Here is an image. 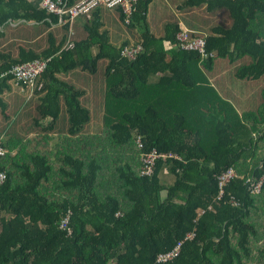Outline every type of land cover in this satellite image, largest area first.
Wrapping results in <instances>:
<instances>
[{"label":"trees","instance_id":"1","mask_svg":"<svg viewBox=\"0 0 264 264\" xmlns=\"http://www.w3.org/2000/svg\"><path fill=\"white\" fill-rule=\"evenodd\" d=\"M0 3L17 9L16 2ZM148 3L138 0L126 24L141 27L139 40L130 44L141 45L133 59L120 54L126 44L115 47L99 31L94 10L84 24L87 36L72 47L63 48L64 38L55 44L49 34L38 53L19 48L15 58L0 57V264H154L190 231L193 237L183 240L172 260L156 264L264 261V225L253 219L264 202V157L253 158L252 151L253 136L263 139L264 127H255L259 118L245 113L249 129L205 74L214 58L226 57L240 59V79L264 75V0L176 1L179 9H225L229 16L228 26L198 33L206 36V51L214 52L202 61L197 52L173 46L178 22L166 23L161 36L149 31ZM29 11L49 24L58 21L44 8L28 7L26 17ZM11 16L1 13L0 23ZM123 16L120 10L121 21ZM35 58L49 60L30 91L11 74L1 76ZM100 59H106L103 125L99 133L86 132L91 111L82 100L85 90L57 74L78 67L77 74L95 73ZM10 81L26 91L27 102L37 99L33 125L42 132L29 135L21 111L16 119L5 112ZM47 132L56 136L49 147L40 144L50 138ZM122 145L130 149L124 160L117 150ZM152 148L179 158L158 159L153 172L142 175L140 154ZM229 168L235 176L218 195V176ZM259 178L255 191L253 179ZM67 209L70 234L59 227Z\"/></svg>","mask_w":264,"mask_h":264},{"label":"crops","instance_id":"2","mask_svg":"<svg viewBox=\"0 0 264 264\" xmlns=\"http://www.w3.org/2000/svg\"><path fill=\"white\" fill-rule=\"evenodd\" d=\"M3 3L8 2H16L17 9L14 6V3L11 5L3 6L0 3V14L6 15V14H12L11 17H9L7 20H5L3 23H0V57H8L15 58L18 55L19 48L25 49V50H31L36 53L42 51L48 46V38L49 34L51 35L52 39L54 40V43L57 44L60 42V40H63L64 43L67 40V29L65 28L64 24H60L59 21L56 23L49 24L47 22V18L44 19L36 18V14L30 12L31 14L26 17V13L28 12V7H34L36 9H42L40 6V0H0ZM77 0H72V2ZM154 0H149V3L147 5V10L145 14V20L146 25L149 29V31L154 36H161L163 34V29L153 32L152 31V22H151V8L153 5ZM164 3H166L167 0H161ZM179 1V0H178ZM176 1L174 4V7L176 10L179 11V14L184 16V22L180 19L179 21V27H185L188 28L196 33H204L207 34L212 26H215L216 24H220L223 26H228L230 24L229 16L225 9H216L212 12H205L202 7H185L179 9L177 7ZM158 8H162L160 1ZM96 15H98V18L101 22L99 31H106L108 36V42L115 46L112 43H116L118 40H120L119 45L115 47H119L122 44L130 45L131 43L137 42L139 40V33L135 34L132 31H128L126 29H122L121 26V18H120V10L119 8H106V7H98L94 10ZM206 15H212L211 17L215 19L218 23L213 24H206V25H199L198 23H193L190 20L199 19L200 21H204V18ZM225 15L228 16L227 24L220 23L219 19L222 17L225 19ZM93 16V15H91ZM208 17V16H207ZM87 22V19L80 16L76 20H74L72 24V31L73 34L71 35V42L74 43L75 41L81 40L82 38H85L87 36V31L84 27V24ZM121 29V30H120ZM123 30V31H122ZM136 36L138 37L136 39ZM130 41V43H129ZM63 43V44H64ZM63 46V45H62ZM96 46L92 47V50H94ZM238 61L241 65L240 59H237L235 61H229L226 57H216L212 61L211 68L206 71L205 74L209 78H213L216 82L215 89L218 91L219 95L228 100L235 108V110L239 111V107L236 104L240 100L239 94L237 91H229L227 89V85L225 84L226 78L228 74H226V70L230 68L229 66L232 65L233 62ZM239 65V66H240ZM217 69V70H216ZM60 79H63L65 81L71 82L76 87L80 86L83 87V85H80L78 82V78H80L83 74L76 73L71 74V76L67 77L66 75L57 74ZM264 76V75H263ZM261 76V77H263ZM64 77V78H63ZM232 79H234V82L236 79H239L243 81V79H240L236 77L235 71L234 74L231 75ZM246 81H255V79H245ZM209 81V80H208ZM10 88L6 90L3 94L4 100L9 105V101L14 102L12 98L8 99L9 97L13 96L16 97V95L20 92H24L26 94V91L22 89L20 86H15V84L10 81ZM85 90V93L83 96H88L86 92V88L83 87ZM27 95V94H26ZM236 98V99H233ZM8 108V107H7ZM245 112H249L248 110H244ZM238 113V112H237ZM16 115V112H15ZM15 115L13 118H15ZM240 115V114H239ZM249 121V119H248ZM50 135V138L45 143V141L40 142L45 144V147H49L50 145L54 144L52 135H54L53 132H47ZM56 139V137H55ZM13 154V150H12ZM168 178V177H166Z\"/></svg>","mask_w":264,"mask_h":264},{"label":"rangeland","instance_id":"3","mask_svg":"<svg viewBox=\"0 0 264 264\" xmlns=\"http://www.w3.org/2000/svg\"><path fill=\"white\" fill-rule=\"evenodd\" d=\"M159 1L161 4V9L158 8L159 5ZM175 1L178 0H167L166 3H164L161 0H154L153 1V5L151 8V22H152V31L156 32L159 31L160 29H163V25L164 23H169V22H178L180 21V19L184 22V16H182V14H179V11L175 9L174 4ZM75 2V1H74ZM72 2V3H74ZM208 16V17H207ZM212 15H206L204 18V21H200L199 19H194V20H190L193 23H198L199 25H206V24H213V23H218L215 19H213L211 17ZM92 16H90L91 19ZM77 19V18H76ZM75 19V20H76ZM88 20V19H87ZM186 21V20H185ZM220 23L222 24H227L228 21V16L225 15V19H223L222 17L219 19ZM122 29H126L128 31H132L135 34H138V32L141 31V27L138 24H133V25H126L121 23ZM121 30V29H120ZM123 31V30H122ZM164 31V29H163ZM195 34H198L195 32ZM204 34V33H203ZM138 37L136 36V39ZM120 40H118L116 43H112L115 46L119 45ZM130 43V41H129ZM122 49V48H121ZM96 51V48L93 50V52ZM244 61H246L247 59H243ZM105 61L106 59H100L97 62V70L95 73H88L83 72L81 74H84V76H86L85 78H83V76H81V81L83 83V87L86 88V92L88 94V96H84V99L82 98L83 102L85 103V105L90 109L91 111V119L88 122L87 126L88 128L85 129L86 132H97L99 133L101 130V126L102 124V91L101 89L103 88L102 86V72L105 66ZM240 65V63H238V61L233 62L232 65H230L227 70H226V74H228L225 84L227 85V89L229 91H237L240 97V100H237L238 102L236 103L239 107V111L238 114L242 115L243 118L245 119L244 122H248V127L250 129L249 124H252V121L249 123L248 119L246 118V116L248 117H253L254 119L257 117L259 118V120H256L253 124L255 125V127L259 128V129H263L264 127V76L261 77L258 80L255 81H246L245 79H243V81L236 79V81L234 82V79H232L231 75L234 74V71H236L237 67ZM79 72L81 71L78 68H76ZM74 70L75 72H77V70ZM217 70V69H216ZM74 71H70L69 73L66 74L67 77L71 76V74H73ZM75 74V73H74ZM207 75V74H206ZM208 80H209V84H211L212 86H216V82L213 78H209L207 76ZM28 96V94H27ZM12 98L14 102L11 103V101H9V105L8 108L6 109V113L9 114H14L16 113H20L18 114V116L20 117V119L22 120V130L25 131L27 130L26 126L29 127L28 129V133L31 136L36 135V132H42V126H37V125H33V117L34 116H38V114L36 113L35 110V106L37 105V99L31 97V100L29 102H27L26 100V94L24 92H20L16 95V97H9L8 99ZM233 99H236L233 97ZM244 110H248L249 112H245ZM246 113V116L243 115ZM11 115V116H12ZM216 116H213V119ZM0 118L2 119V116L0 115ZM211 118V117H210ZM15 119H16V115H15ZM10 120H8L7 122V127L6 128H11V124H10ZM260 121H263V123L260 124ZM43 122V121H42ZM10 130V129H9ZM58 130V129H57ZM16 137V136H15ZM55 135H52L53 140H55ZM254 138V143H253V148L252 151H254L255 153V157L253 156V158H262L264 157V138L263 139H256L257 138V134H255L253 136ZM126 146L122 145L121 147H118V152L119 154L122 153V160L125 159V157L127 156L126 153L128 151H130V149L127 151L126 150ZM247 162L250 160V158H246L245 159ZM246 162V164H247ZM251 165V164H249ZM166 181H172V177L171 175L168 176V179H166ZM219 194V191H218ZM256 222H258L257 224H259L260 226L264 225V202H259V205L257 207V211L255 213V216L253 218ZM259 245V244H257ZM252 264H264V261H261L260 259H253Z\"/></svg>","mask_w":264,"mask_h":264},{"label":"built area","instance_id":"4","mask_svg":"<svg viewBox=\"0 0 264 264\" xmlns=\"http://www.w3.org/2000/svg\"><path fill=\"white\" fill-rule=\"evenodd\" d=\"M137 1L138 0H77L74 3H71L68 0H40V6L47 12L56 14L60 24H67L68 38L63 44V48H70L73 46V43L71 42V35L73 34L72 24L76 18L82 16L89 19L92 11L98 7L119 8L124 15L122 23L129 24L131 21V14L135 9ZM173 46L197 52L200 61L214 56V52L206 51V36L202 34H195V32L185 27H180L175 33V43ZM140 50L141 45L139 43L125 45L121 49L120 54L123 57L133 59ZM48 60L49 58H35L33 60L13 64L11 68L5 73H2L1 76L6 75L7 73L11 74L12 79L16 83H21L24 88L30 91V88L35 84L39 75L44 70ZM136 141L137 146L142 148V141L139 136H137ZM1 153H3V149L0 146V154ZM168 157L179 158V156L175 153L157 151L155 148L142 152L140 154V173L142 175L151 174L153 172L155 162L158 159L164 160ZM3 176L4 175L0 173V178H3ZM234 176L235 172L231 168L222 172L218 176V195L222 193V187ZM253 181V188L255 191H258L261 184V178L253 179ZM233 203L235 202L233 201ZM70 213V209H67L63 217L60 219L59 224V227L65 230L67 234L71 233V227L68 224ZM193 235L194 233L192 231L187 232L184 238L178 240L170 250L164 253H159L156 256L154 264L172 260L179 253L183 240L191 239Z\"/></svg>","mask_w":264,"mask_h":264}]
</instances>
